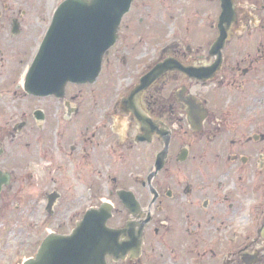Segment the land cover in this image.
<instances>
[{
	"label": "flooded vegetation",
	"instance_id": "flooded-vegetation-1",
	"mask_svg": "<svg viewBox=\"0 0 264 264\" xmlns=\"http://www.w3.org/2000/svg\"><path fill=\"white\" fill-rule=\"evenodd\" d=\"M153 1L178 29L141 69L134 0L100 59L55 65L50 0H0V236L20 205L41 236L104 206L105 264H264V0ZM169 58L199 78L167 70L135 94Z\"/></svg>",
	"mask_w": 264,
	"mask_h": 264
},
{
	"label": "water",
	"instance_id": "water-1",
	"mask_svg": "<svg viewBox=\"0 0 264 264\" xmlns=\"http://www.w3.org/2000/svg\"><path fill=\"white\" fill-rule=\"evenodd\" d=\"M133 0H67L55 14L52 26L47 33L44 50L47 65H55L59 56L70 55L73 49L95 51L100 59L116 42L123 17L129 12ZM224 7L226 4L224 2ZM225 12L222 21L229 23ZM224 29L221 44L225 38ZM223 46V45H222ZM220 51V43L216 45ZM41 55L35 62L39 68ZM180 70L193 73L177 60L169 58L160 63L147 75L142 85L134 92L144 91L155 79L167 70ZM208 69L207 71H209ZM1 190V188H0ZM110 211L103 206L101 210L89 212L84 221L71 235H49L43 242L35 259L24 264H105V239L110 231L106 223Z\"/></svg>",
	"mask_w": 264,
	"mask_h": 264
},
{
	"label": "rangeland",
	"instance_id": "rangeland-1",
	"mask_svg": "<svg viewBox=\"0 0 264 264\" xmlns=\"http://www.w3.org/2000/svg\"><path fill=\"white\" fill-rule=\"evenodd\" d=\"M135 3H138V7H140V12L142 16H139L140 18L143 17V22L140 23L138 20V59H141V69L144 68L145 64H150L158 57L160 56V53H162V49L173 42V32L171 30L178 29L176 23H166L165 21H158L154 22L153 19V8H154V1L153 0H134ZM63 2V0L61 1ZM60 0L57 2H52L50 0L49 2V8L50 10L57 9L59 4L61 3ZM184 0H175L174 4L175 7H182L180 3ZM51 3H54L51 5ZM128 19V18H127ZM152 26L154 28H157L158 31L152 32ZM162 30L164 32H162ZM134 33V31H132ZM135 36V33H134ZM180 39V37L178 38ZM132 41L133 37H132ZM136 42V41H135ZM15 208L17 205V202L20 201V195L19 193H15ZM21 206L14 210V216L16 221H13V231L11 234L10 239L4 240L2 236H0V249L3 250V253L0 252V264H22L24 261L28 260L30 256H35L37 253V249L39 246L40 239L44 237V235H47L49 233H52L56 231L57 228H52L51 226H47V229L45 230L44 235H40V233L37 231L40 229H34L36 223L41 220L40 214H30L27 215L25 212H28V204L23 205L26 206V211L22 212ZM29 221V222H28ZM39 225V224H38ZM26 228V231H25ZM70 227H67V229H58V232L60 233H66L70 231L68 229ZM36 231V232H34ZM28 232H31V235L27 234ZM4 237H7L8 235H3ZM39 239V240H38ZM38 240L36 243V246H34V243ZM5 254V256H3Z\"/></svg>",
	"mask_w": 264,
	"mask_h": 264
}]
</instances>
